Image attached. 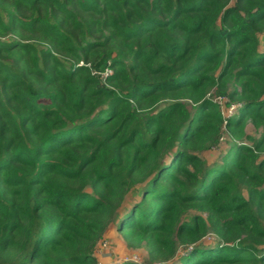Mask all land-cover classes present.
Masks as SVG:
<instances>
[{
  "label": "trees",
  "instance_id": "1",
  "mask_svg": "<svg viewBox=\"0 0 264 264\" xmlns=\"http://www.w3.org/2000/svg\"><path fill=\"white\" fill-rule=\"evenodd\" d=\"M111 226L264 264V0H0V264H99Z\"/></svg>",
  "mask_w": 264,
  "mask_h": 264
},
{
  "label": "rangeland",
  "instance_id": "2",
  "mask_svg": "<svg viewBox=\"0 0 264 264\" xmlns=\"http://www.w3.org/2000/svg\"><path fill=\"white\" fill-rule=\"evenodd\" d=\"M212 101L220 100L223 103L221 110L226 112L224 108L225 101L219 99L215 94H212ZM248 133L252 136L258 138L261 131H256L251 125L248 126ZM229 139L224 136L221 145L214 150H211L203 154V158L208 162V164H220L222 157L226 154L229 145ZM135 195H131L129 199L134 200ZM127 199V202H129ZM96 258L99 264H119L122 262H134L138 264H145L147 259V253L144 250H129L124 243L122 237L117 233L114 226H111L104 237V240L99 244L96 250Z\"/></svg>",
  "mask_w": 264,
  "mask_h": 264
},
{
  "label": "built area",
  "instance_id": "3",
  "mask_svg": "<svg viewBox=\"0 0 264 264\" xmlns=\"http://www.w3.org/2000/svg\"><path fill=\"white\" fill-rule=\"evenodd\" d=\"M110 74H111V72L108 71L107 73L104 74V76H107V75H110ZM217 98L223 99V98H220V97H217ZM223 100L225 101V104H224L225 107L224 108L226 109V112L225 111L223 112V110H222V113H223L224 117L227 119V118L232 117L234 114L237 113L238 106L237 105H231V106L227 107L226 106L227 101L225 99H223ZM214 102L219 104L220 107L223 106V103L220 100H215ZM222 141H223V139H222ZM180 252L183 253L181 250H180Z\"/></svg>",
  "mask_w": 264,
  "mask_h": 264
}]
</instances>
